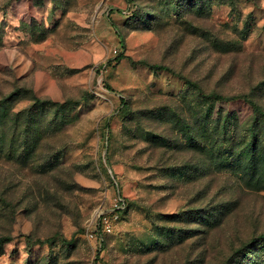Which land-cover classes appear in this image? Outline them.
Here are the masks:
<instances>
[{
	"label": "rangeland",
	"instance_id": "rangeland-1",
	"mask_svg": "<svg viewBox=\"0 0 264 264\" xmlns=\"http://www.w3.org/2000/svg\"><path fill=\"white\" fill-rule=\"evenodd\" d=\"M213 93L264 111V0H0V264H264L257 115Z\"/></svg>",
	"mask_w": 264,
	"mask_h": 264
},
{
	"label": "trees",
	"instance_id": "trees-1",
	"mask_svg": "<svg viewBox=\"0 0 264 264\" xmlns=\"http://www.w3.org/2000/svg\"><path fill=\"white\" fill-rule=\"evenodd\" d=\"M40 30H42V27H40ZM249 94H245V95H241V96H236V97H231V98H227L223 95H219V94H215L213 93L212 95L208 96L207 98L211 100L212 103H223V102H227L228 100H232V99H236L237 101H241L243 103L246 104V110H250L253 113H255L259 119H257L256 116V122L255 123H251V124H247V128H241L240 131L243 132V136L245 137H249V142H250V149L253 150V152H259L261 154H264V111L260 108L259 104L254 100V96H248ZM220 118H222V116H220ZM219 118V119H220ZM221 120V119H220ZM1 127V124H0ZM217 127L221 128V129H225L224 125L220 123L217 124ZM226 129L229 128V126H225ZM232 134V132H231ZM235 134V133H234ZM234 134H232L231 139L234 140V142L237 144L238 141L236 140L237 138L234 136ZM234 146H236L234 144ZM264 190V188H262ZM257 190H261V189H257ZM127 207V204L125 206V208ZM125 211V209L123 210ZM260 237H264V234L260 235ZM2 240L0 239V243ZM42 241L37 240L35 241V244H41ZM95 264V263H94Z\"/></svg>",
	"mask_w": 264,
	"mask_h": 264
},
{
	"label": "built area",
	"instance_id": "built-area-1",
	"mask_svg": "<svg viewBox=\"0 0 264 264\" xmlns=\"http://www.w3.org/2000/svg\"><path fill=\"white\" fill-rule=\"evenodd\" d=\"M126 202L121 196H117L114 199L112 208L109 212H104L98 215L95 224V230L97 231L95 235L98 234V231L104 233H110L113 229L114 223L117 222L119 214L125 209ZM93 237L92 234H89Z\"/></svg>",
	"mask_w": 264,
	"mask_h": 264
},
{
	"label": "crops",
	"instance_id": "crops-1",
	"mask_svg": "<svg viewBox=\"0 0 264 264\" xmlns=\"http://www.w3.org/2000/svg\"><path fill=\"white\" fill-rule=\"evenodd\" d=\"M45 42H42V44H44Z\"/></svg>",
	"mask_w": 264,
	"mask_h": 264
}]
</instances>
